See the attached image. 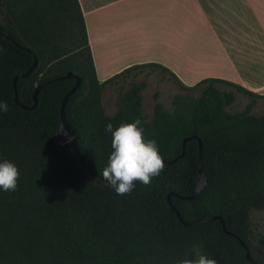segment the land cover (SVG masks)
Masks as SVG:
<instances>
[{"label":"trees","instance_id":"1","mask_svg":"<svg viewBox=\"0 0 264 264\" xmlns=\"http://www.w3.org/2000/svg\"><path fill=\"white\" fill-rule=\"evenodd\" d=\"M0 33L32 49L0 36V102L9 109L0 112V159L14 146L30 165L38 228L48 247L43 264H179L196 258L194 248L217 264H253L240 240L227 233L219 219L185 225L169 204L171 192L189 195L197 186V139L187 142L184 157L168 162L181 153L188 135L203 140L208 183L193 199L172 195L171 200L188 220L223 216L228 230L246 240L256 260L264 262L249 241L251 211L264 210V113H252L264 94L217 77L187 85L158 63L134 64L101 82L79 0H0ZM35 54L38 65L17 81L19 102L32 105L37 85H43L37 105L24 109L15 101L14 77L32 66ZM144 68L166 72L187 93L176 94L169 110L156 90L149 117L142 95L147 82L132 81L119 90L116 112L108 114L105 87ZM69 71L82 77L65 105L80 155L76 169L72 154L54 139L63 98L76 79L46 83ZM239 94L250 101L228 110ZM137 119L145 139L158 145L165 163L162 172L149 186L136 182L124 196L112 188L80 183L76 172L107 183L101 172L112 151V135L105 126L111 123L115 130ZM260 243L264 247V236Z\"/></svg>","mask_w":264,"mask_h":264},{"label":"crops","instance_id":"2","mask_svg":"<svg viewBox=\"0 0 264 264\" xmlns=\"http://www.w3.org/2000/svg\"><path fill=\"white\" fill-rule=\"evenodd\" d=\"M79 2L101 82L158 63L187 85L217 77L264 94V0Z\"/></svg>","mask_w":264,"mask_h":264},{"label":"rangeland","instance_id":"3","mask_svg":"<svg viewBox=\"0 0 264 264\" xmlns=\"http://www.w3.org/2000/svg\"><path fill=\"white\" fill-rule=\"evenodd\" d=\"M145 80L146 88L142 91L145 113L151 117L153 113V94L160 92V99L165 107L173 109V97L176 94L187 93L181 89L172 78L160 71L144 68L114 85H109L104 93L105 109L108 114L117 110L116 98L121 88H127L132 81ZM199 92L194 93L198 95ZM250 97L239 94L237 100L227 106L228 110L243 108ZM255 115L264 113V99L258 98L252 111ZM7 159L13 162L19 170L18 187L15 191L0 189V264H43L48 258V247L38 228V218L35 214V188L33 174L25 157L14 146L0 161ZM253 235L249 239L251 246L264 259V247L260 239L264 236V210L251 211Z\"/></svg>","mask_w":264,"mask_h":264},{"label":"clouds","instance_id":"4","mask_svg":"<svg viewBox=\"0 0 264 264\" xmlns=\"http://www.w3.org/2000/svg\"><path fill=\"white\" fill-rule=\"evenodd\" d=\"M6 102H0V112H7ZM139 119L124 123L113 129L111 123L105 131L111 133V148L106 166L101 175L107 186L118 196L130 194L136 182L145 186L151 184L152 178L158 176L165 167L163 158L155 140L145 139L144 129ZM18 167L11 161H0V189L15 191L19 179ZM195 259H185L179 264H217L214 258L193 249Z\"/></svg>","mask_w":264,"mask_h":264},{"label":"water","instance_id":"5","mask_svg":"<svg viewBox=\"0 0 264 264\" xmlns=\"http://www.w3.org/2000/svg\"><path fill=\"white\" fill-rule=\"evenodd\" d=\"M0 36H6L7 38H9L13 42H15L19 47L24 48V49L32 52V49L31 48L24 47L23 45H21L20 43H18L16 40H14L11 36H9L7 34H4V33H0ZM38 62H39V57L35 54L34 62L32 64V66L30 68H28V70H26L25 72L19 73V74H17L14 77L15 101L19 105H21L24 109H31V108H33V107H35L37 105V103H38V95H39V92H40L41 87H42L43 84L37 85V87H36V89H35V91L33 93L34 103L32 105H29L28 106V105H24V104H22V103L19 102V95H18V89H17V81H18L19 78L26 77L27 75H29L30 72L38 65ZM67 77L75 78L76 79V82H75L74 86L72 87V89L69 92H67V94L63 98V101H62V104H61L60 123H59L58 129L56 131V134L54 136V139H55V141H56L57 144L63 146L64 148H66L69 151L70 154H72V156H73V166L76 169L75 162L80 158V155L76 151V149L74 147V144H73L74 136L72 134L71 126H70V124H69V122H68V120L66 119V116H65V105H66V102H67L68 98L70 97V95L73 94L76 91V89L81 85V83H82V77L80 75L76 74L73 71H69L65 75L58 76V77H55V78H52V79L47 80L46 83H50L52 81H55V80H58V79H62V78H67ZM190 139H197L198 142H199L200 166H199V170H198L197 186L195 188V191L193 193L189 194V195H181V194H178V193H175V192H171L168 195L169 204L171 205V207L173 208V210L176 212L178 218L185 225H192V224L202 223V222H206V221H210V220H214V219H219L221 221V223H222L223 229L227 233L236 236L240 240L241 244L243 245V247L246 250V258L250 262H252L253 264H264V262H259L253 256L252 251H251V248H250V246H249V244H248V242L246 240L242 239L239 235H237V234L231 232L230 230H228L223 216H221V215H211V216L204 217V218H198V219L188 220V219H186V218H184L182 216L180 210L176 207V205L171 200V196L172 195L178 196V197L183 198V199H193V198H195L200 193V191L208 183V176H207V174H206V172L204 171V168H203V161H202V158H203V140H202V138L200 136H198V135H188V136H185L183 138L182 151H181V153L177 157L173 158L172 160H170L168 162L169 163H174L179 158H182V157L185 156V153H186V145H187V142ZM76 174H77V179H78V181L80 183H92V184H97V185L103 186L105 188H110V187L107 186V183H104V182L99 181V180H96V179H92V178L85 177V176L81 175L78 172H76Z\"/></svg>","mask_w":264,"mask_h":264}]
</instances>
